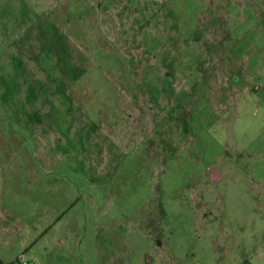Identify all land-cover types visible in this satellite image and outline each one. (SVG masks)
<instances>
[{"label": "rangeland", "instance_id": "rangeland-1", "mask_svg": "<svg viewBox=\"0 0 264 264\" xmlns=\"http://www.w3.org/2000/svg\"><path fill=\"white\" fill-rule=\"evenodd\" d=\"M0 264H264V0H0Z\"/></svg>", "mask_w": 264, "mask_h": 264}, {"label": "flooded vegetation", "instance_id": "flooded-vegetation-1", "mask_svg": "<svg viewBox=\"0 0 264 264\" xmlns=\"http://www.w3.org/2000/svg\"><path fill=\"white\" fill-rule=\"evenodd\" d=\"M214 169H215V168H214ZM218 179H221V178L218 176L216 180H218ZM145 254H146V253H144V255H145ZM145 260H147V258H146Z\"/></svg>", "mask_w": 264, "mask_h": 264}]
</instances>
